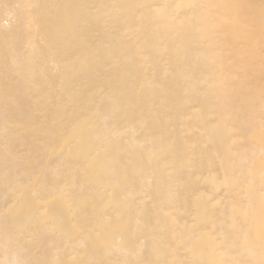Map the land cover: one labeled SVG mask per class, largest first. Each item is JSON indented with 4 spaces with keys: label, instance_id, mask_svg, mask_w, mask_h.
<instances>
[{
    "label": "bare ground",
    "instance_id": "6f19581e",
    "mask_svg": "<svg viewBox=\"0 0 264 264\" xmlns=\"http://www.w3.org/2000/svg\"><path fill=\"white\" fill-rule=\"evenodd\" d=\"M260 3L0 0V264L264 261Z\"/></svg>",
    "mask_w": 264,
    "mask_h": 264
},
{
    "label": "snow or ice",
    "instance_id": "6c2138e0",
    "mask_svg": "<svg viewBox=\"0 0 264 264\" xmlns=\"http://www.w3.org/2000/svg\"><path fill=\"white\" fill-rule=\"evenodd\" d=\"M196 8L197 5H191ZM208 8H227L235 10V14L227 17L228 22L238 25L239 39L237 44L241 48V61L247 63L248 59L256 54L258 50L261 58V63L264 65V0L260 3V19H259V39L257 40L256 20L254 17H245L244 8L247 7L241 4H227V5H207ZM258 45V49H257ZM264 98V93H262ZM16 264H30L27 261H17ZM264 264V261L261 262Z\"/></svg>",
    "mask_w": 264,
    "mask_h": 264
}]
</instances>
